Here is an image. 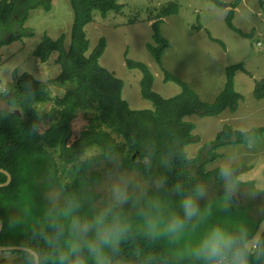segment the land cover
<instances>
[{
    "label": "trees",
    "instance_id": "obj_1",
    "mask_svg": "<svg viewBox=\"0 0 264 264\" xmlns=\"http://www.w3.org/2000/svg\"><path fill=\"white\" fill-rule=\"evenodd\" d=\"M69 1L73 9L69 48L65 47V35L61 34L57 38L44 35L34 49L35 57L41 61H46L54 51L58 52L56 60L61 71L51 82L65 87L64 93L53 95L48 82L27 72L7 82L0 92V98L10 105L9 109H0V167L12 175L8 185L0 186V218L3 221L0 244L28 246L42 258L48 250L44 236L50 232L46 221L50 207L45 206L41 192L50 185L60 188L64 200L68 197L79 199L81 215H86L83 214L85 210L90 214L96 208L98 194L94 190L101 175L96 170L87 171L103 160L107 165L134 170L149 182L157 183L149 191L150 196L159 195L168 202L170 198L171 202H176L179 197L169 192L177 183L190 191L200 185L201 180L220 181L221 167L205 170L206 163L221 155L216 151L219 147L249 142L264 131V126L237 130L226 124L214 139L204 144L210 154L208 158L203 157L202 152L190 158L185 147L194 141L195 124L185 117L191 114L215 116L226 108L235 110L242 95L235 89L234 76L237 70H245L243 62L228 65L222 90L214 100H203L185 80L163 66L162 56L170 43L161 31V21L153 20L152 41L147 43V48L160 65L164 80L174 81L181 90L173 96H162L152 89L154 76L149 66L126 57L127 67L137 68L142 73V96L154 103V108H131L122 96L123 79L100 62L106 39L101 37L89 52L85 31L95 10L105 17L109 11H121L123 4L119 0ZM212 1L229 7L225 17L229 28L244 37L251 35L252 32H245L233 23L234 10L241 0ZM38 5L50 10L51 0H0V48L6 42L32 35V32L15 34L8 40L1 36L11 28L16 15H20L19 24L24 26L29 9ZM178 8L177 1H170L157 15L165 17L177 13ZM210 38L219 41L212 35ZM254 96L264 98V78L256 81ZM78 120L80 130L77 134L75 124ZM90 148H98L100 153L83 159ZM141 157L148 161H139ZM5 180L6 175L0 172V182ZM127 208L131 206L125 205L124 210ZM125 212L134 226L127 240L121 243L114 264H191L181 257L178 245L165 239L145 237L135 213ZM244 231L248 245L256 231ZM188 238H192V233ZM249 248L253 252L250 264H264V254L255 255L264 252V231L255 247ZM4 252L12 257L1 255L0 264H31L34 260L23 250L1 254Z\"/></svg>",
    "mask_w": 264,
    "mask_h": 264
},
{
    "label": "rangeland",
    "instance_id": "obj_2",
    "mask_svg": "<svg viewBox=\"0 0 264 264\" xmlns=\"http://www.w3.org/2000/svg\"><path fill=\"white\" fill-rule=\"evenodd\" d=\"M170 1L174 0H119L123 4L121 11H109L105 17L95 10L93 20L85 26L89 52L101 37L106 39L100 62L123 79L122 96L131 108L136 109L154 108V103L142 96V73L137 68H128L126 57L143 61L149 66L154 76L152 89L162 96H173L181 90V86L174 81L164 80L160 65L147 48V43L152 41L153 20L161 21V31L170 43L162 56L163 66L185 80L203 100H214L222 90L228 65L243 62L245 70H237L234 76L235 89L242 95L235 110L226 108L215 116L191 114L185 117L195 124L194 141L185 147L187 155L193 158L202 152L203 157L208 158L210 154L204 149V144L214 139L224 125L237 130L264 126V98L254 96L256 81L264 78V0H241L234 10L233 23L245 32H252L247 37L226 24L229 7L219 6L212 0H175L178 12L158 17L159 11ZM20 18L16 15L11 28L3 32L2 38L8 40L12 35L28 32L32 35H24L1 46L0 92L7 82L27 72L48 82L53 95L63 94L66 88L51 82L61 71L56 60L58 52L54 51L46 61H41L35 57L34 49L44 35L57 38L61 34L65 35V47L69 48L73 23L70 1L51 0L50 10L43 5L30 8L24 26L19 24ZM210 35L219 41L212 40ZM75 125L78 134L80 121H76ZM216 151L221 155L206 163L205 170L229 168L237 187L228 205L222 206L218 203L223 190L222 182L215 179L212 182L200 181V185L207 190L205 199L199 201L201 208L208 211L206 223L222 222L233 229H255V236L248 242V246L254 248L257 238L264 231V218L261 219L264 214V131L249 142L228 143ZM99 153L98 148H90L82 158ZM138 160L147 162L148 158ZM92 170L101 175L94 190L98 194L95 209L108 202L110 185L119 176L131 178L146 196H150L149 191L158 185L134 170L107 165L103 160L96 167L90 166L87 172ZM45 189L41 192L45 206L63 203L59 187L50 185ZM171 201L170 198L169 204L175 206L176 202ZM124 211L135 213L132 207ZM83 214L89 213L85 210ZM205 226L200 225V228ZM197 234L193 232L192 238ZM1 253L0 256L12 257V254Z\"/></svg>",
    "mask_w": 264,
    "mask_h": 264
},
{
    "label": "clouds",
    "instance_id": "obj_3",
    "mask_svg": "<svg viewBox=\"0 0 264 264\" xmlns=\"http://www.w3.org/2000/svg\"><path fill=\"white\" fill-rule=\"evenodd\" d=\"M219 179L223 190L218 203L227 206L237 186L227 167L220 168ZM172 192L179 197L175 206L159 195L146 196L131 178L119 176L110 185L108 202L88 215L80 214L77 198L53 204L46 212L50 229L44 236L46 254L42 258L31 249L25 251L35 258L31 264H114L121 243L134 226L124 211V206L130 205L145 237L178 245L181 257L191 264H250L253 252L244 240L242 227L206 223L208 211L199 203L207 195L204 186L197 184L186 191L177 183ZM193 232L198 234L189 239Z\"/></svg>",
    "mask_w": 264,
    "mask_h": 264
},
{
    "label": "water",
    "instance_id": "obj_4",
    "mask_svg": "<svg viewBox=\"0 0 264 264\" xmlns=\"http://www.w3.org/2000/svg\"><path fill=\"white\" fill-rule=\"evenodd\" d=\"M3 108L9 109L10 105L5 99L0 98V109H3ZM0 172L4 173L6 175V180L3 182H0V186L2 187V186L8 185L12 180L11 173L2 167H0ZM2 229H3V221L0 218V234L2 232ZM25 249H31L32 251L36 252L33 248L28 247V246H24V245H1L0 244V252L9 251V250H23V251H25ZM37 255H38V253H37ZM121 264H129V263L124 262ZM160 264H169V263L163 262Z\"/></svg>",
    "mask_w": 264,
    "mask_h": 264
}]
</instances>
